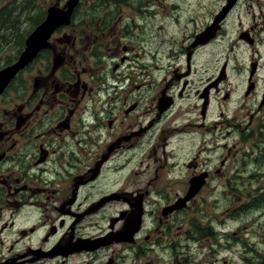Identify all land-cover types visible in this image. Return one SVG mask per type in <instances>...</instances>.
Instances as JSON below:
<instances>
[{"label":"flooded vegetation","instance_id":"1","mask_svg":"<svg viewBox=\"0 0 264 264\" xmlns=\"http://www.w3.org/2000/svg\"><path fill=\"white\" fill-rule=\"evenodd\" d=\"M68 2L44 0L0 70L49 8ZM69 16L0 93V264H67L102 251L87 264H142L152 203L162 236L192 219L180 213L202 192L236 190L233 180L241 185L262 158V136L248 132L264 124V0H78ZM214 57L205 78L198 61ZM239 136L252 153L238 157ZM154 195L169 197L160 205ZM134 228L131 241L116 240ZM81 240L93 246L73 248ZM174 241L177 264H190Z\"/></svg>","mask_w":264,"mask_h":264},{"label":"rangeland","instance_id":"2","mask_svg":"<svg viewBox=\"0 0 264 264\" xmlns=\"http://www.w3.org/2000/svg\"><path fill=\"white\" fill-rule=\"evenodd\" d=\"M43 3L44 0H0V67L11 62L17 55L23 36L37 23L36 21L40 17L39 12L43 10L41 8ZM230 38L231 35L228 40ZM237 54L239 59H247L249 50L247 49L246 52V50L240 49ZM216 57L219 58V54H216ZM216 57L208 65L203 61H198V63L202 62L206 68L205 74L208 75L205 78L215 73L216 70L212 73L210 70L217 65ZM263 74L261 72V75ZM136 83L141 85L142 78H139ZM154 87L155 83H151V81L144 84V94H151ZM133 94H142V92L134 89ZM242 105H245L244 100ZM240 108V105L236 107L237 110ZM248 134H250L249 139L254 141L260 136H262L261 140H264V124L258 129L250 130ZM236 140L240 141V136ZM251 143V141H240L237 144V148L241 149L238 157L252 153ZM258 154H261L262 158H259V161L251 166L250 172L242 173L244 180L241 185L238 183V178L233 180L238 184L236 190L228 186L219 190L221 194L214 193L213 187L209 188L212 193H208V190L202 192L191 208L180 213V217L185 219L192 217V219L182 223L180 227L173 225L162 236L157 233L158 227L155 223L160 211L158 205L152 203L150 206L154 216L150 214L147 217L144 228V234L150 233L152 240L145 242L142 264H177L178 254L174 255L173 248H171L174 240V246H179L177 250L181 251L180 255L189 249L186 256L191 259L190 264H264V177H261L264 173V143H258L255 146L254 155ZM253 170L257 174L253 173ZM251 185L252 188L249 187ZM154 196L157 201L160 199V195ZM167 197L169 195L160 199L159 204L163 205ZM192 208L195 209L190 210ZM175 219L173 217L171 221ZM197 222L200 223L195 227L194 223ZM212 222L215 223L212 225ZM252 224L255 232L251 230ZM190 230L194 233L191 238H188L185 233ZM197 230L203 233L197 235ZM221 236H225L228 241L219 243ZM125 249L128 247H120V252ZM129 250L132 252L131 247ZM217 252L218 255H216ZM106 254L105 251H102L94 258L87 256L80 261L77 260L79 257L73 255L67 264H80V262L87 264L88 261L101 263L108 256ZM48 262L58 264L61 260L50 259ZM133 262L134 259L125 258V264Z\"/></svg>","mask_w":264,"mask_h":264},{"label":"water","instance_id":"3","mask_svg":"<svg viewBox=\"0 0 264 264\" xmlns=\"http://www.w3.org/2000/svg\"><path fill=\"white\" fill-rule=\"evenodd\" d=\"M77 3L78 0H69V8L67 10H63L59 7L49 8L47 18L37 27V29L31 35L28 36L26 40V47L22 52L20 58L16 62L7 65L0 70V93L8 85L12 78L18 73V71L33 59L39 49L43 46L45 39H47V37L52 33L54 28L69 20V15L73 11ZM192 192L193 193L191 195H194L196 193V190L193 189ZM137 213L140 215V208L137 210ZM135 230L136 229H134L131 233H127V235L123 233L124 236L121 239L116 238V240L121 241L123 239H129L131 241L132 235ZM89 242L90 241L87 240H81L71 245L73 246V248L77 247L76 250H81L85 249V247L87 246H91Z\"/></svg>","mask_w":264,"mask_h":264}]
</instances>
